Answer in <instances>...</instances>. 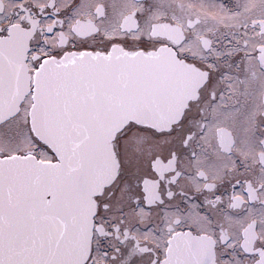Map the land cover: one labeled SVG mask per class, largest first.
<instances>
[{
	"label": "snow or ice",
	"instance_id": "1",
	"mask_svg": "<svg viewBox=\"0 0 264 264\" xmlns=\"http://www.w3.org/2000/svg\"><path fill=\"white\" fill-rule=\"evenodd\" d=\"M0 264H264V0H0Z\"/></svg>",
	"mask_w": 264,
	"mask_h": 264
}]
</instances>
